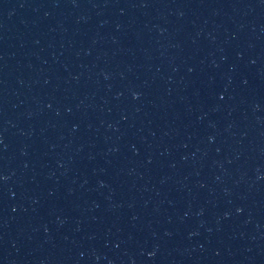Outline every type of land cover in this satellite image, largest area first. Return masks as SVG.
<instances>
[{"label":"water","instance_id":"95a60500","mask_svg":"<svg viewBox=\"0 0 264 264\" xmlns=\"http://www.w3.org/2000/svg\"><path fill=\"white\" fill-rule=\"evenodd\" d=\"M264 116V0H0V264H166Z\"/></svg>","mask_w":264,"mask_h":264}]
</instances>
